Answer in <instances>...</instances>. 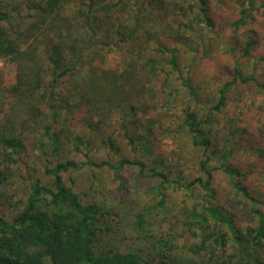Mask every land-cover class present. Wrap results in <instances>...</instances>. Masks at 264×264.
<instances>
[{
    "label": "trees",
    "instance_id": "trees-1",
    "mask_svg": "<svg viewBox=\"0 0 264 264\" xmlns=\"http://www.w3.org/2000/svg\"><path fill=\"white\" fill-rule=\"evenodd\" d=\"M260 11L264 15V0H223L220 6L214 0H0V58L14 68L10 82L0 68V115L5 119L0 125V158L18 162L26 152V128L20 132L18 126L43 123L45 105L53 115L46 130L56 146L74 124L77 129L104 133L111 118L131 143L132 133L143 139V131L182 132L192 138L194 147L203 148L200 165L205 176L189 183L173 181L171 173L158 171L161 163L150 170L146 163L130 159L117 165L88 164L114 170L116 179L126 166L134 165L139 177L161 179L163 186L180 184L193 197L199 192L191 224L200 242L189 247L193 254H204V264H264V195L253 190L250 181L264 170V118L254 123L258 128H238L260 161L256 168L245 171L223 157L220 169L235 193L234 202L247 206L248 220L244 212L240 215L233 205L222 202L210 167L222 151L209 129L212 116L227 107L235 87L252 84L264 90V83L236 64L232 78L220 84L217 103L206 118L185 106L176 112L177 132L170 116L162 113L170 112L167 105L172 97H180L173 80L181 81L193 102H201L192 77L183 74L181 55L214 58L225 30H230L222 47L226 56L232 60L237 50L245 58L260 47L259 63L264 62L263 26L255 27ZM72 26L75 33L69 29ZM80 30L89 35L86 41L79 40ZM147 92L153 95V107H147ZM58 121L65 123L63 127H55ZM85 137L78 133L74 137L75 152L92 146ZM113 143L111 139L114 147ZM75 166L74 160H67L47 167L51 183L34 179L14 218L0 214V264H142L131 253H96L95 226L102 212L98 205L84 203L73 179L65 178L64 173ZM159 194L164 205L166 195Z\"/></svg>",
    "mask_w": 264,
    "mask_h": 264
},
{
    "label": "rangeland",
    "instance_id": "rangeland-1",
    "mask_svg": "<svg viewBox=\"0 0 264 264\" xmlns=\"http://www.w3.org/2000/svg\"><path fill=\"white\" fill-rule=\"evenodd\" d=\"M221 1L223 0H214L218 6ZM261 11L256 16L258 21L255 27L263 26L264 31V15ZM69 29L74 33L77 31L74 26ZM88 36L83 30L78 34L80 41H86ZM229 37L230 30H225L221 36L220 46L218 45L220 51L217 50L214 58L194 60L193 55H181L183 74L185 77H192V85L199 93L201 102H193L181 81L173 80L172 83L176 87L174 90L178 91L180 97L176 100L172 97L167 105L170 112L162 113L170 116L169 121L174 130L177 129L176 123L179 121V114L176 112L185 106L190 105L201 117L206 118L210 115V109L218 100L220 84L232 78L234 65L240 64L246 74L254 73L256 78L264 83V62L259 63L262 56L261 48H256L254 53L245 58L236 50L231 60L222 50ZM65 41L67 40L64 39ZM0 68L7 73L9 82L12 81L14 77L12 65L0 58ZM152 97L153 95L147 92L149 104L147 107H153ZM230 97L232 100L227 107L222 112L214 113L212 124L209 126L211 136L220 142L219 147L222 151L214 156L210 167L215 170V184L221 192L222 202L229 206L233 205L240 215L244 212V217L248 220L250 218L247 216V206L234 202L235 193L228 185V177L220 169L223 157L228 164L244 168L245 171H248L249 167L255 169L256 162H260L254 157L251 142L242 138L239 129L242 131L248 126L258 128V124L254 123L259 117L264 118V90L252 84L238 85L232 90ZM45 107L46 116L42 118L43 123L39 122L36 126L23 122L18 126L20 132L23 131L22 128H26L24 130L26 152L18 162L11 164L0 158V170L4 171L3 175L0 174V214L4 218L12 220L24 206L31 193V183L34 179H40L46 185L51 183L53 178L46 174L47 167L52 168L60 162L74 160L76 164L74 168L78 171L70 168L64 173L65 178L73 179L75 189L82 195L84 203L96 204L102 212L95 226V251L98 255L131 253L136 255L142 264H162V261L167 264L186 261L196 264L206 262L204 254L198 257L189 249L193 243L200 242L198 232L194 224H191V215L199 192L193 197L190 191L180 187V184L163 186L161 179L139 177V168L134 165L126 166L119 173L120 178L116 179L114 170L88 164V161L95 163L110 161L117 165L122 159H130L146 163L147 170H150L161 163L158 171L171 173L173 181H180L183 184L205 176L200 165L204 158L202 147L199 149L194 147L192 138L186 137L182 132L176 130L178 133L172 135L162 129L159 132L153 131V134L143 131V139L132 133L134 138L131 143L124 132L118 130V121L112 118L104 133L87 132L84 128L77 129L74 124L67 132L66 138L64 137L56 146L46 130L53 124V115L47 105ZM143 108L146 112V108ZM147 109L151 113L152 110ZM154 112L156 113L155 110ZM2 122H5V119L1 114L0 125ZM64 124L58 121L55 127H63ZM157 127L158 123L154 125V130ZM50 133L53 134L54 131ZM77 133L84 134L85 139L92 143L90 148L84 147L82 153L74 150V137ZM111 139L115 148L110 144ZM260 165L262 166L261 163ZM250 181L253 183L252 189L264 195V170L258 175L255 173ZM159 189L166 195L164 205H161ZM171 259H174V262Z\"/></svg>",
    "mask_w": 264,
    "mask_h": 264
}]
</instances>
